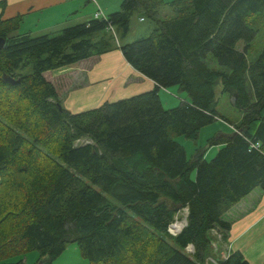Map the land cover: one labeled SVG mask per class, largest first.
Instances as JSON below:
<instances>
[{"label": "trees", "instance_id": "16d2710c", "mask_svg": "<svg viewBox=\"0 0 264 264\" xmlns=\"http://www.w3.org/2000/svg\"><path fill=\"white\" fill-rule=\"evenodd\" d=\"M136 13L151 33L120 42ZM22 19L0 17V264H27L31 251L35 264H53L70 242L91 264H205L211 231L228 239L224 214L264 189V40L254 46L264 0H123L106 17L43 34L22 32ZM115 49L155 88L65 108L71 75L53 71ZM219 83L236 120L217 109ZM172 86L187 97L167 109L159 90ZM220 118L233 129L210 138L221 145L214 158L203 147L189 158L177 138L197 140ZM184 207L187 224L172 235ZM214 264L250 263L231 251Z\"/></svg>", "mask_w": 264, "mask_h": 264}, {"label": "crops", "instance_id": "0c3cea01", "mask_svg": "<svg viewBox=\"0 0 264 264\" xmlns=\"http://www.w3.org/2000/svg\"><path fill=\"white\" fill-rule=\"evenodd\" d=\"M122 2L123 0H0V17L6 19L22 15V32L43 34L52 29L60 31L62 28H59L68 23H81L95 18L96 13L106 17L119 10ZM98 57L97 61H87L91 66L80 62L53 71L54 75H63L70 74L76 68H87L77 74V77L74 76L69 87L60 95L68 110L75 113L85 111L106 101H116L155 88L156 83L135 70L125 60L121 50L115 49ZM223 218L231 222L228 239L222 240V237H218L221 233L213 230L219 235L212 241L215 256L210 258L216 262L226 258L231 251H240L250 264H264V189L255 188L229 209ZM26 255L20 257L27 264L37 257Z\"/></svg>", "mask_w": 264, "mask_h": 264}, {"label": "rangeland", "instance_id": "374dc122", "mask_svg": "<svg viewBox=\"0 0 264 264\" xmlns=\"http://www.w3.org/2000/svg\"><path fill=\"white\" fill-rule=\"evenodd\" d=\"M71 24L72 23H68L66 25H63L59 29L64 28L66 26H70ZM74 24H77V23H73L72 25H74ZM153 27H154V24L149 19L145 18V20H141V16L136 13L131 18V28H130V31L127 34V36L122 37L120 32H118V34H117L118 39L120 42H123V43L132 42L133 40H135L137 38H140L143 36H148L151 33ZM56 30L57 29H52V31L48 30V32H53ZM263 32H264V29H263ZM263 32H261V33H263ZM38 33H40V32H34L33 34H38ZM263 40H264V34H263V37H258L255 40L254 46L257 45L259 48L260 45L263 43ZM242 47H243V42L240 41L237 44V48L242 49ZM94 59L97 61V59H99V57H95ZM85 63H86L85 65L91 66L90 65L91 63H87V62H85ZM212 66L214 68H220L218 62L214 59H212ZM84 69L87 70V68H83V67L73 69L70 73L71 81L73 80L72 78H74V76L77 77L78 76L77 74H80V72L81 73L84 72L83 71ZM221 90H222V85H221V83H219L217 85V88H216V93H217L216 99L218 101L217 109L223 115L227 116L228 118H230L232 120H236L240 116L241 113L235 108L233 98L230 96V94L222 93ZM159 94H160L161 100L163 102V105L167 109L179 105L187 97L186 92L180 91L178 86H172L169 88H162L159 91ZM232 129H233V126H231L224 119L220 118L217 121H215L214 123L203 127L201 132H200V136L197 140H191V139L186 138L185 136H179L177 139L182 144L185 145L189 158L192 157V154L194 153V150L196 147H203L206 149L205 158L208 160H211L217 154V152L221 148V145L210 144V138L213 137L216 133H220V132L230 133L232 131ZM188 212H189L188 207H184V208H181L175 214L174 221L169 226V230H171L169 232L172 235H175V232L179 231L180 228L176 226V225H178V223H180L181 225L183 224V227L187 224ZM174 225H175V231L173 232ZM171 226H172V229H171ZM183 227L180 230H182ZM217 231L216 232L213 230L211 231L212 241L214 238H217V234H218ZM218 237H222V235L218 236ZM186 251L188 253H193L194 252L193 245H189L186 248ZM229 253H228V255H229ZM27 255H36L37 257H39V253L37 251H31V252L27 253ZM213 256H215L214 248H213V252H212L211 257H213ZM37 257L34 261H32L29 264H34V262H36V260H37ZM18 259H20V256L10 258V261L16 262ZM214 263H216V262L213 261L211 258H208L205 262V264H214ZM53 264H91V263L88 259L83 257L81 250L79 248V245L76 242H70L67 244L65 251L54 261Z\"/></svg>", "mask_w": 264, "mask_h": 264}, {"label": "water", "instance_id": "95a60500", "mask_svg": "<svg viewBox=\"0 0 264 264\" xmlns=\"http://www.w3.org/2000/svg\"><path fill=\"white\" fill-rule=\"evenodd\" d=\"M5 44H6L5 38L0 37V50L5 46ZM4 79L12 83H15L19 80V79H14L11 76H4Z\"/></svg>", "mask_w": 264, "mask_h": 264}, {"label": "built area", "instance_id": "2783aa9c", "mask_svg": "<svg viewBox=\"0 0 264 264\" xmlns=\"http://www.w3.org/2000/svg\"><path fill=\"white\" fill-rule=\"evenodd\" d=\"M96 17H102V16L100 15V13H96ZM169 231H171V230H169ZM180 231H181V230L179 229L178 232H180ZM178 232H175V235L178 234Z\"/></svg>", "mask_w": 264, "mask_h": 264}, {"label": "bare ground", "instance_id": "6f19581e", "mask_svg": "<svg viewBox=\"0 0 264 264\" xmlns=\"http://www.w3.org/2000/svg\"><path fill=\"white\" fill-rule=\"evenodd\" d=\"M177 227H179L180 229L183 227V224L181 225L180 223H178V225H176ZM175 231V225H174V229L173 232Z\"/></svg>", "mask_w": 264, "mask_h": 264}]
</instances>
